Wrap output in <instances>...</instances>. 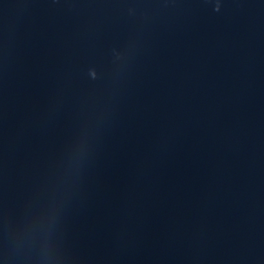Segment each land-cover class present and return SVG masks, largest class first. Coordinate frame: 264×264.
<instances>
[{"label": "water", "instance_id": "obj_1", "mask_svg": "<svg viewBox=\"0 0 264 264\" xmlns=\"http://www.w3.org/2000/svg\"><path fill=\"white\" fill-rule=\"evenodd\" d=\"M0 264H264V0H0Z\"/></svg>", "mask_w": 264, "mask_h": 264}]
</instances>
